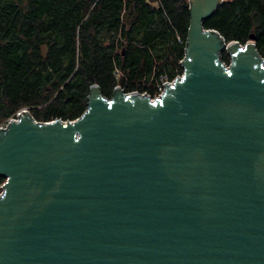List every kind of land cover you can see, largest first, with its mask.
I'll use <instances>...</instances> for the list:
<instances>
[{"label": "water", "instance_id": "95a60500", "mask_svg": "<svg viewBox=\"0 0 264 264\" xmlns=\"http://www.w3.org/2000/svg\"><path fill=\"white\" fill-rule=\"evenodd\" d=\"M183 73L157 97L91 87L78 119L0 128V264H264V62L231 63L189 0Z\"/></svg>", "mask_w": 264, "mask_h": 264}, {"label": "trees", "instance_id": "16d2710c", "mask_svg": "<svg viewBox=\"0 0 264 264\" xmlns=\"http://www.w3.org/2000/svg\"><path fill=\"white\" fill-rule=\"evenodd\" d=\"M190 22L189 0H0V123L23 107L76 120L93 85L109 102L120 86L132 103L127 92L182 72ZM202 24L226 41L254 35L264 57V0H224Z\"/></svg>", "mask_w": 264, "mask_h": 264}, {"label": "built area", "instance_id": "2783aa9c", "mask_svg": "<svg viewBox=\"0 0 264 264\" xmlns=\"http://www.w3.org/2000/svg\"><path fill=\"white\" fill-rule=\"evenodd\" d=\"M213 31H216V30H213ZM216 32L219 33L218 31H216ZM219 36L224 41V47H223V49L219 53V59L226 66L230 65V63H231V55L226 50L227 49V46L229 44H232V43H237L239 46L244 47L248 42H250V40L248 42H246V43H240L239 41H235V40H233V41H226L225 38L221 34H219ZM225 55H227L228 57L225 58ZM262 58H263V62H264V57H262ZM181 63H182V61H181ZM182 66H183V64H182ZM183 69H182V72H178L172 78H169L166 75L163 76V77H161L160 80L157 81L156 87H155V89L152 92H150V91H143V93L146 94V95H148V97H150V98L157 97L158 95H160L163 92L164 84L165 83H173L177 77H180L182 75ZM118 87L121 89L120 86H118ZM134 91H136L137 93H142V92H140L138 90H134ZM131 92L132 91L127 92L126 94L131 93ZM25 112H27L33 118L34 121H41V120H38V119L34 118V116L31 114V112H30V110H29L28 107H23V108L17 110L14 114H12L6 120H4L3 122H1L0 123V128L1 127H7L9 125L10 121H12L13 119H19V115L20 114H23ZM55 120H57V119H52V120H49V121H55ZM3 184H4V182L0 185V197L3 195V190H4V188H3L4 185Z\"/></svg>", "mask_w": 264, "mask_h": 264}]
</instances>
